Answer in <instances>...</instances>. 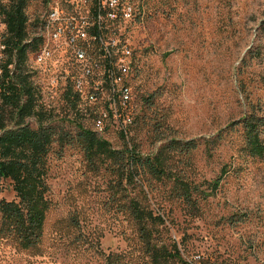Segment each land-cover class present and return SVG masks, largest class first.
<instances>
[{
    "label": "rangeland",
    "instance_id": "obj_1",
    "mask_svg": "<svg viewBox=\"0 0 264 264\" xmlns=\"http://www.w3.org/2000/svg\"><path fill=\"white\" fill-rule=\"evenodd\" d=\"M39 2L30 0V15ZM131 2L141 12L129 29L139 115L130 138L138 150L149 154L160 147L158 120L166 138L186 141L213 138L245 113L264 114V0ZM51 73L32 76L53 124L72 134L79 122L94 128L66 97V83H51ZM28 122L37 126L34 118ZM105 137L123 148L118 134ZM242 144L238 127L226 133L212 159L203 146L176 154L174 168L190 170L202 188L223 166L228 170L216 192L193 207L174 196L170 179L146 174L128 192H116L109 162L93 168L77 144L55 143L47 159L50 207L41 242L21 247L3 230L0 213V264H107L108 254L116 255V264H156L124 207L130 196L163 217L154 226L159 246L180 250L181 259L160 264H264V156L250 157ZM14 199L11 182L2 181L0 201Z\"/></svg>",
    "mask_w": 264,
    "mask_h": 264
},
{
    "label": "trees",
    "instance_id": "obj_2",
    "mask_svg": "<svg viewBox=\"0 0 264 264\" xmlns=\"http://www.w3.org/2000/svg\"><path fill=\"white\" fill-rule=\"evenodd\" d=\"M30 0H8L1 8L7 23L5 42L8 46V59L0 96V184L10 181L16 193L14 200H1L0 213L2 228L11 234L23 248L36 247L42 239L46 215L50 207L47 197V159L53 145L61 148L67 144H77L84 151L89 164L96 168L98 163L109 162L111 170L118 181L116 192H128L131 183L144 174L156 179H170L171 192L193 207H199L202 200H207L221 185L228 170L223 166L221 173L203 187L190 170L180 173L173 166L176 154H193L201 146L207 159H212L216 149L222 143L226 133L242 129L243 144L241 149L250 157L264 156V114L245 113L239 120L228 124L213 138L201 137L186 141L176 138L168 139L162 128V120L156 122L155 141H162L156 152L143 153L132 144L130 134L137 124L135 116L129 136L112 129L108 134H118L124 140L121 149L114 148L109 140L99 135L94 128L77 123L75 134L60 129L53 124L51 112L41 102V91L33 80L29 54L36 45L26 43L27 30L30 26L28 6ZM264 27V21H263ZM13 64L12 68L8 65ZM30 67V69L28 68ZM65 95L74 99L78 113L93 120L91 107L83 102L81 96L67 85ZM34 118L37 126H32L28 119ZM191 161V158H187ZM143 189V187H142ZM124 207L130 211L138 226L140 238L146 252L153 257L156 264L180 257L177 246L174 250L159 246L154 226L164 223L161 215L155 214L143 200L130 196ZM234 215L230 221H236ZM107 264H116V255L108 254Z\"/></svg>",
    "mask_w": 264,
    "mask_h": 264
},
{
    "label": "built area",
    "instance_id": "obj_3",
    "mask_svg": "<svg viewBox=\"0 0 264 264\" xmlns=\"http://www.w3.org/2000/svg\"><path fill=\"white\" fill-rule=\"evenodd\" d=\"M7 1L0 0V96L8 59L1 8ZM140 19L131 0H40L30 15L25 42L36 45L30 64L37 71L51 70L53 85L63 80L72 86L91 107L101 136L115 129L128 137L134 123L135 52L129 29Z\"/></svg>",
    "mask_w": 264,
    "mask_h": 264
}]
</instances>
